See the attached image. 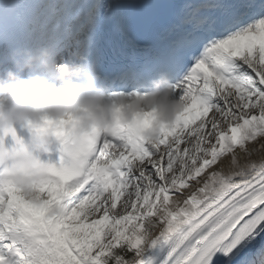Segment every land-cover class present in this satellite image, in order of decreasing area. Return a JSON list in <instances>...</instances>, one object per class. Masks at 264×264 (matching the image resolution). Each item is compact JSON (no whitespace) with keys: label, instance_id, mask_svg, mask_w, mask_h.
<instances>
[{"label":"snow or ice","instance_id":"6c2138e0","mask_svg":"<svg viewBox=\"0 0 264 264\" xmlns=\"http://www.w3.org/2000/svg\"><path fill=\"white\" fill-rule=\"evenodd\" d=\"M34 2L57 19L42 23L29 8L25 38L55 52L92 33L78 42L84 54L98 17L151 7ZM17 7L9 0L8 13ZM167 31L158 66L185 106L157 140L117 127L70 144L58 130L28 196L13 165L31 129L0 130V264H264V0L184 3ZM117 32L128 40L119 23Z\"/></svg>","mask_w":264,"mask_h":264},{"label":"clouds","instance_id":"9594fccd","mask_svg":"<svg viewBox=\"0 0 264 264\" xmlns=\"http://www.w3.org/2000/svg\"><path fill=\"white\" fill-rule=\"evenodd\" d=\"M15 67L0 74V130L27 125L31 131L25 149L13 165L14 179L25 195L44 178V158L63 139L77 144L94 130L110 132L131 128L146 141L157 140L185 104L175 97L167 73H160L146 88L126 96H112L105 85L92 86L99 76L94 64L58 65L48 47L25 48ZM25 71L30 74L22 75ZM60 214L59 207L52 209Z\"/></svg>","mask_w":264,"mask_h":264},{"label":"bare ground","instance_id":"6f19581e","mask_svg":"<svg viewBox=\"0 0 264 264\" xmlns=\"http://www.w3.org/2000/svg\"><path fill=\"white\" fill-rule=\"evenodd\" d=\"M256 159H259V156L255 157Z\"/></svg>","mask_w":264,"mask_h":264}]
</instances>
